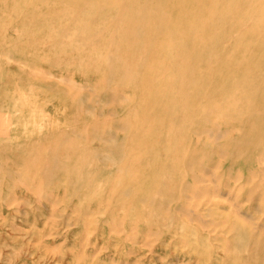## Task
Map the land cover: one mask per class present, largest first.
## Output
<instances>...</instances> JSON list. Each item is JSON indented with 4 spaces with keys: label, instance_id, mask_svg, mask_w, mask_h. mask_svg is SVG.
Segmentation results:
<instances>
[{
    "label": "rangeland",
    "instance_id": "1",
    "mask_svg": "<svg viewBox=\"0 0 264 264\" xmlns=\"http://www.w3.org/2000/svg\"><path fill=\"white\" fill-rule=\"evenodd\" d=\"M27 1L40 6L51 2L0 0V116L12 125L10 136H0V264H264V245L260 241L239 248L244 251L234 244L235 216L226 200H218L210 210L203 207L204 219L216 223L215 231L196 224L192 232L179 228L176 235L170 234L176 229L169 226H178L185 219L170 203L153 208L158 224L147 239L138 238V208L145 207L150 196L147 188L138 192V175L133 179L129 165L120 171L118 164L124 153L129 162L140 132L149 130L154 139L156 120L160 119L164 127L158 139L163 150L172 139L180 148L181 161L203 159L207 167L219 168L224 190L232 185L234 193L240 192L236 175L245 170L242 183L250 174L247 164L258 165L256 158L264 155V107L256 116L215 106L235 97L231 77H243L241 87L248 91L258 88L256 95L249 97L257 98L258 105L264 102V67L258 65L261 53L243 64L244 48H235L240 38L221 26L217 33L214 24L204 35L208 43L199 51L191 38L185 42L175 39L169 55L155 42L132 47L128 58L134 78L127 82L120 64L110 68L100 60L107 49L104 37H95L89 44L91 36L87 33L93 25L83 27L78 22L97 24L98 19L106 20V29L110 23L119 25L128 0L120 4L112 0H56L62 10L46 17L28 9ZM162 3L171 17L185 21L186 5L181 0ZM196 13L198 18L202 15L198 10ZM154 61L167 62L173 87L159 91L142 83L149 76L146 66ZM37 72L44 77H48L46 72L66 76L89 88L78 99L68 94V84L60 88L43 83L33 86L29 76ZM55 119L62 124L53 129L50 123ZM173 124L174 131L169 130ZM216 127L220 132L215 141L207 135L197 140L193 131ZM46 132L68 133L71 143L83 151L38 157L25 143L37 141L33 138ZM85 150L93 157L79 158ZM24 154L31 158L29 166L19 164ZM36 160L47 164L48 178L41 200L37 189L26 190L19 180L24 169L37 165ZM120 172L122 181L113 190ZM142 178L146 180L141 177V182ZM99 184H105L103 191L97 187ZM243 184L244 188L254 185L250 189L256 196L244 209L263 219L264 224V187L258 188L252 181ZM168 188L170 184L160 197L181 195L182 189ZM46 194L51 196L47 198ZM113 211L117 220L124 216V225L114 226L108 220L106 214ZM160 235L168 239L153 252ZM185 237L192 240V249L180 246L179 240ZM196 247L204 252L202 259Z\"/></svg>",
    "mask_w": 264,
    "mask_h": 264
},
{
    "label": "bare ground",
    "instance_id": "2",
    "mask_svg": "<svg viewBox=\"0 0 264 264\" xmlns=\"http://www.w3.org/2000/svg\"><path fill=\"white\" fill-rule=\"evenodd\" d=\"M112 1L116 4L123 2V0ZM181 1L182 5H186L185 21L181 20L180 17H171L167 10L163 7L162 0H142V4L137 0H128L129 4L125 7L122 14L123 21L119 25H113L110 23L109 26H106V29L104 26L107 21H101L100 19H98L100 22H97V24L89 21H79L78 24L83 27L86 25H93L87 33V35L91 36L89 44L93 42L92 40L95 37H104L103 45H106L107 49L104 55L101 56L103 60L101 58L100 60L105 62L110 68H113L116 64H120V66L124 69L123 80L127 82L134 78V71L129 64L130 59L128 58L130 57L129 50L132 47L138 48L142 42H145L146 44H148V42L151 44L155 42L159 44L158 46L160 49L166 48L169 55V52H173L175 39L185 42L191 38L193 40L194 49L199 51L202 49L203 45L208 43V40L204 35L209 28L211 29L213 27L212 25L214 24H217L216 27H213V30L217 33L219 32L218 27L221 26V29L225 28V30H229L228 33L235 34L240 38L239 41L241 43L235 44V48H244L242 60L243 64L248 62L252 56L261 53L258 65H260V67H264V0ZM26 7L37 12L39 17L51 16L54 10H62L56 0L46 2L42 6L33 1H27ZM197 10L202 13L199 18L198 13H196ZM228 57H230V55ZM61 63L62 62H60V64ZM62 64H64V62ZM146 70L149 72V76L145 77L144 79L146 82L142 83H148L150 88L165 91L169 85L172 87L174 86V78L172 75H169L170 69L166 61L164 64L154 61L152 64L146 66ZM46 74L48 77L42 76L39 72H37V75L32 73L29 76V80L32 82L31 84L33 86L43 83L60 88L63 84H68L70 90L68 94L71 96L74 95L75 98H78L79 94L84 89L89 88V86L75 82L66 76H55L52 72H46ZM54 79L57 81H54ZM229 80L232 84L235 83V97L230 99L228 103L215 107L219 110L235 113L242 112L249 115H260L263 112L260 107H264V102L258 105L257 98L249 97V95L255 96L258 88L251 87L250 91L242 88L241 84L242 81H244L243 77H231ZM238 84H240V86L237 87ZM157 99L161 100L162 98L158 97ZM175 113H173V115H175ZM61 124L62 122L60 120L55 119L52 123H50V126L55 129L60 127ZM10 125L11 123H9V121H3L0 116V136L6 137L11 135L9 131ZM163 127V120H156V135L154 139L151 138L152 134L148 132L149 130H143L140 132L138 145L134 147V151L130 156L131 158L129 159V162L126 153L122 154V157H120L121 160L118 161L120 171L127 170V165H129V169H132L131 173L133 172L132 174H134L133 179H135L138 175V192H140V188H147V193L150 196L146 199V203L144 204L145 207L138 208V238L144 237L147 239L151 235V229L158 224L159 218L153 208H160L161 206L170 203H173L172 205L175 208H178V210L185 217L182 223H178V226H169L170 229H176L170 234L176 235L178 232L177 229L179 228L183 231L188 230L192 232V228H196V224L204 229L205 227H210V229L212 227L211 230L215 231L217 225L215 222H212L215 224L206 222L204 219L205 213L203 212V207H205L206 210H210V206L213 204L216 205L218 200H226L225 202H228L230 206H233V209H231L235 216V219L233 220V230L236 231L233 237L234 244L237 245L238 250L244 251V249L239 248H245L250 243L255 241H260V243L264 245V224H261L263 219L255 218L250 215L251 213L249 214L248 209H244V206H248L256 197L254 195L255 190L250 189V187L255 186H246L244 188L243 184V181H252L259 185L258 188L264 187V155H260V157L256 158L258 159L257 162H259L258 165L253 163L247 164L246 170L249 171L250 174H247V178L241 181L242 183H240V179L246 175L244 172L245 170H242V173L240 172V174L236 175L235 182H237V187L240 192L234 193V186L232 185H229L230 187L226 191L224 190V180L220 176L219 168L215 167L212 169L211 167H207L206 163L201 158L197 161H181L179 159L180 148L178 145L173 144L174 142L172 139L166 142L165 150H163L161 146L162 144L159 143L158 139L161 135L160 133ZM174 129V124L171 125V127L169 126V130L174 131ZM193 131L197 136V140H201V138L207 135L214 141L218 139L216 133L220 132L219 128L213 130L203 129L201 131ZM39 133H41V130H39ZM67 134L68 133L66 132H52L51 134L46 132L43 136L33 138L34 140L38 139L37 141L41 142L30 140L32 143H25V146L29 147L27 149L33 150V153L40 158L47 157L52 153H68L69 150L74 151V155L79 154L82 150L81 146L72 144V139H70ZM76 134H78V131H76ZM42 139L45 141L43 146L41 144L43 142ZM164 152L165 156L163 157ZM28 153L30 154L31 152ZM85 153H87L86 150L80 154L79 158L88 159V156L93 157V153H88L87 155ZM23 156L24 157L19 164H25L24 166L32 164L31 158L28 157L27 154H24ZM36 163L37 165L33 169H30L29 167L28 169H24L23 171L27 175H24L23 173L19 180H21V185L26 190L34 188L37 189L39 200H41L43 198V190L46 189L45 183L48 178L46 170L47 164L43 160H36ZM144 176L146 177V180L142 178L143 181L141 182V177ZM122 177L123 172H120L115 177L112 185L113 190H116L117 187H119ZM168 183L170 184V188L175 187V189H182L181 195H173L171 197L172 199H169L168 196L160 197L165 188L169 187ZM16 186H14V188ZM104 186L105 184H99L97 187L103 191V189H105ZM242 188L244 189L241 190ZM65 190L66 189L64 188V191ZM246 192H248L249 196ZM246 195L247 198L244 199ZM48 196L51 195L46 194L47 198H49ZM140 198L143 199L142 197ZM262 199H264L263 193L261 194V200ZM148 207L151 208L148 209ZM114 212L115 211L111 213L105 212L107 213L106 217L108 216V220L112 221L114 226L119 224L124 225V216H121V220H117ZM165 238L166 240L168 239L167 236ZM165 238L160 235L159 239H157L156 247L154 250L151 249V251L154 252L157 246L160 247ZM179 242H181L180 246L192 249V240L189 237H185L184 239L179 240ZM195 249L198 250L199 248L196 247ZM199 255L201 256H199V259H202L204 252H201L200 250ZM192 259H194V257H192Z\"/></svg>",
    "mask_w": 264,
    "mask_h": 264
}]
</instances>
